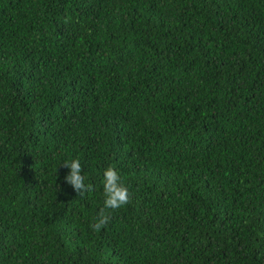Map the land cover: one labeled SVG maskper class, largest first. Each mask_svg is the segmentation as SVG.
Here are the masks:
<instances>
[{
	"label": "trees",
	"instance_id": "1",
	"mask_svg": "<svg viewBox=\"0 0 264 264\" xmlns=\"http://www.w3.org/2000/svg\"><path fill=\"white\" fill-rule=\"evenodd\" d=\"M0 264H264V0H0Z\"/></svg>",
	"mask_w": 264,
	"mask_h": 264
},
{
	"label": "clouds",
	"instance_id": "2",
	"mask_svg": "<svg viewBox=\"0 0 264 264\" xmlns=\"http://www.w3.org/2000/svg\"><path fill=\"white\" fill-rule=\"evenodd\" d=\"M64 168L69 170L64 177L65 183L69 184L74 192L83 196L91 190L90 184H85V177L82 175V166L78 158L69 159L63 162ZM103 206L96 213L94 222L90 227L94 231L101 230L106 226L110 219V211H115L130 203L129 189L119 172L112 166L103 170Z\"/></svg>",
	"mask_w": 264,
	"mask_h": 264
}]
</instances>
